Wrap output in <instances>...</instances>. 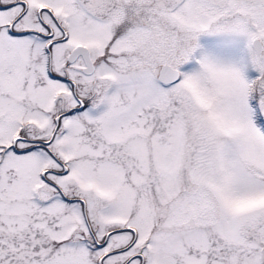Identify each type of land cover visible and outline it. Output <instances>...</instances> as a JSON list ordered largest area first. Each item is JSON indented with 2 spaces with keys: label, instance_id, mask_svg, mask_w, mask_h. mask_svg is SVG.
Listing matches in <instances>:
<instances>
[{
  "label": "snow or ice",
  "instance_id": "snow-or-ice-1",
  "mask_svg": "<svg viewBox=\"0 0 264 264\" xmlns=\"http://www.w3.org/2000/svg\"><path fill=\"white\" fill-rule=\"evenodd\" d=\"M0 264H264V0H0Z\"/></svg>",
  "mask_w": 264,
  "mask_h": 264
}]
</instances>
